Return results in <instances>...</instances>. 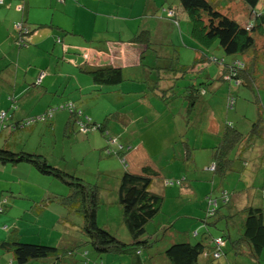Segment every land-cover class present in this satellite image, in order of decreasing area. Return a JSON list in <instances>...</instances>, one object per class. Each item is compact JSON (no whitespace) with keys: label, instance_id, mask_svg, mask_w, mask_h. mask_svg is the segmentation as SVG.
<instances>
[{"label":"rangeland","instance_id":"obj_1","mask_svg":"<svg viewBox=\"0 0 264 264\" xmlns=\"http://www.w3.org/2000/svg\"><path fill=\"white\" fill-rule=\"evenodd\" d=\"M55 1L58 2L59 0ZM145 1L146 0H126L124 4V14L127 17L124 19L125 24L129 25V27L130 25L132 27H134V25H139V30H144L142 29L143 27H150V41L154 43L155 47L163 49L164 51H170L169 56L171 58L170 60L165 61L166 65H169V62H172L174 66L178 64L190 65L192 63L195 49H201L202 44L191 36V25L189 21H184L183 19L178 18V24H176L173 20L166 17L168 6L176 8L178 0H147L152 7L155 8V12L152 15L142 13L143 8L147 10L148 7H144ZM218 5L220 11L234 15L240 22H242V20L244 21L246 15L239 2L218 0ZM110 9L111 8L105 11L110 14L112 13ZM159 18H162L163 22H160ZM58 34L62 35L61 32ZM22 37L24 38V44H21L20 49L27 47V35ZM14 43L17 45L19 44L16 41H14ZM256 44L255 51L258 57L255 59L251 67V74L249 76L250 83H248V85H243L235 84L233 81L218 82L219 84L216 88L214 99L216 100V104L215 102H212L210 106L212 111L215 110L214 116L221 117L219 118L221 120L234 122L233 125L235 128L242 133L250 128L257 113L260 114L258 123L264 124V36L259 38L256 37ZM209 46L207 52L210 53V57L213 55L215 58L222 57L225 60L231 57L225 55L215 41L210 43ZM32 50L39 52L37 49L32 48L30 49V52ZM249 52L251 54L253 53V47L245 54H248ZM21 54H27V52H20V55ZM24 56L22 57L23 59ZM237 56H240V54H237ZM37 60H40V56ZM160 60L161 59H158V61ZM161 64L162 61H160V65ZM204 65L205 70H207L210 75H216V72L219 69L218 64L214 61H207ZM196 77L199 81H203L202 74L192 72L183 73L182 77L178 78L177 81L181 82L185 80L188 84H195L197 82L195 79ZM18 79L21 80L22 76L18 75ZM26 80L28 85L25 84L22 86L21 83H16L14 92L13 90L11 92L12 96L10 98L9 96H5L3 99V110H0V112H4V116L2 120H0V131H2L0 133V148L11 151H17L19 149L24 151H37V153H40L46 158L49 165H56L57 168L73 173L75 176L81 177L88 183L97 182V185L101 187L99 203L95 215L97 225L102 228H109L112 234L119 237L120 240L124 242L131 241L130 235L121 221L120 206L118 203H113L112 199L114 196L113 187L116 178L112 174L106 176L103 173H99L103 171L104 165L112 167L115 164V161L119 162L120 159L113 154L106 155L104 147L101 148V151L103 155H105L103 158H99L97 149L94 150L92 148L96 147V144H98L97 141L101 138L99 143L102 142L103 145L106 144L109 149L115 150L117 147L111 143V135L105 134V131L100 132L97 128H90L89 125V130L86 134L89 132L91 133H89L86 138L84 131L81 132L76 130L77 126L73 122L71 124L72 131L64 134V124L60 123V119L57 128L56 126L52 128L51 125L47 123V120L35 121L31 125L20 126L24 119H34L35 116L43 114L45 109L44 105L48 101L46 95L39 96L37 93L40 86L38 85L39 83H36L35 77L31 78V75H26ZM32 80L34 84H31ZM201 83L208 88L204 82ZM2 85L3 83L0 77V87ZM226 86H228L233 106L225 108L223 102L222 109L220 110L218 107L220 106L221 108L220 101L223 99H218L220 91L217 92V90ZM170 93L172 92L170 91ZM171 96H168L167 93H164L163 99H155V95L150 96V99L157 102V104L155 103L156 107L151 113V121L154 123L149 126V129L145 133L148 135L149 132L156 131L155 136L157 138L154 142H147L145 136L137 138L142 146L146 148L152 147L148 148L146 151L149 156L161 161L163 168L160 175L152 179L150 190L158 191L165 195L163 196L158 193L163 196L162 204L159 211L145 225L143 236H146L144 243L136 244L134 248L130 249L129 254L95 252L91 249L89 243H85L86 237L83 235L81 229V216L70 210L67 211L63 204H59L57 200L52 198L50 199L51 202L49 205L47 204L48 206L43 210L41 215L43 217H39L38 214L36 215L38 218V224L34 223L33 225L38 226L34 229L36 236L34 237L30 235L29 237L24 238V240L30 241L33 239L34 242L42 241L41 243L57 245L64 249H72L74 251L73 256L76 259H82V264H134L132 256L135 250L141 252L139 258L143 260V264H163L162 260H166L163 256V251L172 241H188L190 243L201 241L209 246L212 244L213 238H218L220 235L225 237L226 228L230 232L237 231V228L234 229V227L230 225V222L226 221V218L231 214V211H229L230 204H219L222 202V194L228 195L227 191L232 192L234 180L230 176L236 175L237 172H230V175L225 174L223 177L218 176L213 172L210 168L211 162L210 160H207L209 156V150L207 147L198 148L194 147L192 144V136L195 129L191 125L198 121V118L194 116L187 117L191 111L181 118L178 113H175V108L178 106L177 101H169ZM99 97L101 100L92 107V110L96 115L97 111H102L105 107L106 109H109V113L106 115L108 118L115 117L116 112L127 110L136 111L142 109L144 105V103H141V105L132 108L127 101H120L114 98L113 93H100ZM176 97L184 99L187 104V99L184 96L178 95ZM60 105L63 104H58L56 106ZM184 109L185 105L181 109L183 114ZM192 110L193 114H195L204 111L205 109L199 106ZM56 111L57 114L63 113L66 118L69 110L66 108H59ZM11 114L12 116L10 117ZM202 115L203 114L199 113L200 117H202ZM15 119H20V122L19 127L14 130L12 123L16 121ZM71 121L72 120L70 119V122ZM175 121H178L179 123L180 132L181 129L186 128L185 137H187V142L190 145V153L192 155V158L189 159H182L181 154L179 155L181 163L178 164H181L184 167L185 172L189 169L188 173L184 172L186 178L184 185L188 186L185 189H180V182L184 181V176H171L174 172L170 170L174 169L175 165L172 164L173 160L171 156L173 155V151L169 149V146L167 147L168 143L165 134L169 129L170 136V129L172 125L175 124ZM177 131L176 128V133ZM175 139L176 142L174 147L179 145V140L181 138L178 136ZM260 141L264 144V138ZM136 152L137 150L135 153ZM254 161V159H250V165L245 167V171L250 175V180L245 184L254 182L253 186L249 188L261 192L262 190L264 191V156L257 158V162ZM124 164L127 165L126 162L122 163L123 166H125ZM5 168H9L8 173H11V165H6ZM124 168H126V166ZM204 174L209 176L208 179L213 175L221 182L220 186L217 184L213 187L212 180L208 181L204 178ZM191 175L194 176L191 177ZM6 176V171H0L1 203L3 202V199L8 198V191L6 189L8 184L4 182ZM42 176L46 178L44 187L36 186V188L40 190L44 189V191L50 189L53 193H57V195L60 196L67 194L68 189L64 182L51 175ZM165 181L168 183L167 185L164 184ZM241 182L240 186L244 184V180ZM10 184L11 183L9 182V185ZM19 184L22 186L18 180H15L13 183L15 186ZM220 189L222 190L219 192ZM191 192V198H189L188 195ZM48 195L49 194L46 193V196ZM27 197V195L12 197L11 200L13 199V203H10V205L6 207L7 211L4 213L5 217L15 216L16 220L21 222L20 225L22 229L25 228L24 216H26V213L31 215L35 213L34 207L32 206L30 209H27V211H24L26 209L25 206L29 201H27ZM210 202H212V206L217 204V208L213 216L205 218L207 203ZM261 204L262 210L264 211V199L261 200ZM204 205L205 207H203ZM197 216H200L199 221L196 220ZM40 221H42L41 224ZM210 221H214V224H210ZM170 230L175 236L173 240L169 234ZM24 232H26L25 229ZM233 239L236 238H227L226 245L221 248L223 249V253L219 258L206 259L200 255L198 257V264H258L259 260L262 259L259 256L257 260L252 259V262L250 260V255L245 251L235 254L229 245V241ZM240 243L241 241L238 240L235 244ZM236 248L242 249V247L239 246H236ZM262 250V254H264V248ZM0 257L3 256L0 254ZM76 263L79 264L78 261ZM13 264L15 263L13 262ZM27 264H46V260H35Z\"/></svg>","mask_w":264,"mask_h":264},{"label":"crops","instance_id":"obj_2","mask_svg":"<svg viewBox=\"0 0 264 264\" xmlns=\"http://www.w3.org/2000/svg\"><path fill=\"white\" fill-rule=\"evenodd\" d=\"M125 2L126 0H61L58 2L55 0H0V77L3 83L0 87V110H3L2 105L4 103V97L9 96L10 98L12 96L11 92L12 90L14 92L16 83H21L22 86L25 84L28 85L26 75H31L32 78L36 77L40 71H43L44 75L38 84L40 87L37 93L39 96L46 95L48 101L44 105V113L35 116V121H43L44 119L40 118L46 116V118H48L47 123L50 124L52 128L55 126L57 128L59 119L60 123H63L65 127L70 112H68L65 118L63 113L57 114V111L55 113H53V111L50 116H48L47 110L52 108L51 106L71 102L75 107L81 109L83 115L88 116L91 121L96 123L102 122V131H106L108 135L110 134L112 137H116L117 143L126 149L123 157L124 161L127 163V171L136 173L139 172L142 167L148 166L154 172H157V175L152 177V179H154L156 176L160 175L163 168L161 161L152 158L146 152L148 148L152 147L146 148L137 140L140 136H145L147 142H154L157 138L155 136L156 131L149 132L148 135L145 133L149 129V126L154 123L151 121V113L156 107L155 103L157 104V102L150 99V96L155 95V99H163L164 93H167L168 96L172 95L169 101H177L178 103V106L175 108V113H178L182 118L186 113L191 111L187 117L194 116L198 118V121L191 125L195 129L192 136V144L194 147H207L208 149V147L218 141L219 135L225 126V122H230L233 127L235 126L233 125L234 122L221 120L219 119L221 117L214 116L215 110L212 111V109H210L212 102L216 101L214 99L216 88L219 84L218 82H213L208 85L210 91L208 92L209 97L206 105L200 103L204 98L201 95H198V101L196 100L197 98L193 99L191 103L187 100V104L184 99L176 97L178 95L184 96L183 85L186 82L185 80L181 82L177 81L182 75L175 70L177 66L180 67L182 64L174 66L172 62H169L166 68L164 67L165 60H163L160 65V61L158 62L153 51L145 49L144 45L141 43L132 41V37L140 27L139 25H134V27L130 25L129 27V25L125 24L124 19L127 18L124 14ZM146 6H148L147 10L143 8L142 13L147 15L154 14L155 8L152 7L147 0L144 2V7ZM109 8H111L110 10L112 12L110 14L105 11ZM175 18L176 24H178V18L187 21L186 15L181 9H177ZM159 21L163 22L162 18H159ZM15 22L24 23L30 28V32L23 34V36L27 35L28 39L26 48L20 49L21 44L17 45L14 43L18 35L17 29L14 26ZM142 29L147 30L150 34V27H143ZM59 32H61L62 35H59ZM57 38H59V40H57ZM31 48L37 49L39 52H35L34 50L30 52ZM20 52H27V54L20 55ZM158 52L162 56H169L170 54V51H164L163 49H159ZM38 55L40 56L39 61L37 60L39 57ZM23 56L24 59L22 58ZM223 60L225 61V59ZM229 60H231V58ZM108 65L113 68H119L122 76L121 81L107 85L101 83L96 84L86 73V70L90 67ZM155 66H159V68L152 70ZM199 72L200 71H196L192 73L198 74ZM218 72L219 69L216 75ZM207 74L210 75L208 72ZM18 75L22 76L21 80L18 79ZM216 75L210 76L215 77ZM195 79L197 82H203L199 81L197 77ZM31 84H34L33 80ZM98 88L106 90H95ZM170 91L172 93H170ZM218 91H220L218 99L221 98L224 100L220 101L221 108L220 106L218 107L221 110L223 102L225 105V99L230 96V92L228 86L221 87L217 92ZM100 93H113L114 98L120 101H127L132 108L141 105V103H144V105L142 109L136 111L127 110L116 112V116L112 118L106 116L109 113V109L105 107L102 111H97L95 115L92 107L101 100L99 97ZM197 104L205 109L199 112L203 114L202 117L199 116V113L193 114L192 109L198 107ZM184 105L185 109L183 114L181 109ZM11 116L12 114L10 117ZM15 120L18 121L20 119ZM18 127L19 124L14 126L13 129L15 130ZM176 128L178 130L177 133ZM1 132L2 131H0V133ZM185 132L186 128L181 129V132L179 131V123L175 121V124L172 125L170 129V136L169 129L165 134L168 143L167 147L169 146V149L173 151L171 158L175 168L170 169L174 172L171 176H184L185 169L181 164H178L181 163L178 156L183 151L184 145L182 142H179V145L176 147H174V145L176 142L175 138L180 134L185 136ZM89 133L86 134L85 132L86 138ZM185 138L184 141L187 142V137ZM100 140L101 138L97 141L98 144L95 143L96 147H92L94 150L97 149V152L99 151L98 156L100 154V150L98 149H101L103 146L102 142L99 143ZM186 144H188V142ZM254 147L257 148V146ZM254 147L246 151L243 159L235 161V164H239L240 162L242 167L240 164L236 165L239 171H235L237 172L236 175L230 176L234 180L232 192L226 190L229 196V211H231V215L229 214L230 216L226 219H229L230 225L233 226L234 229L237 228V231L234 232H230L226 228L227 237L230 239L239 238L241 236L242 222L244 220L242 209L247 206H262L261 200L264 199L263 190L261 193L249 188L253 186L254 182L245 184L250 180V175L245 171V167L250 165V159H254V156L257 158L264 156L263 149L255 150ZM136 150L137 152L135 153ZM190 158H192V155ZM207 160H210L209 156ZM243 163L246 165L243 166ZM6 165H11V173H8L9 168H5ZM103 167V171L99 173H103L106 176L112 174L116 178L113 187L114 196L112 199L113 203H118L116 190L119 178L125 168L120 161H115L112 167L108 165H104ZM0 171H6L7 173L4 182L8 184L6 187L8 196H28L27 201H29L24 211L30 209L28 208L30 203L32 204L34 201L44 198L46 193L53 195V192L51 191L50 193L48 189L44 191V189L40 190L36 188V186L44 187L46 178L27 162L14 164L0 162ZM188 172L189 169H187L185 173ZM230 172L233 171H229L226 174L230 175ZM193 176L194 175H191V177ZM208 177L209 176L204 174V178L208 181L212 180L213 187L217 184L220 186L221 182L213 175L209 179ZM15 180H18L22 186H20V184L17 186L13 185ZM185 180L186 178L184 176V181L180 182V189L188 187L184 185ZM243 180L244 184L240 186ZM9 182L11 183L10 185ZM98 190L100 193V186H98ZM221 190L222 189H220L219 192ZM154 192L160 193L158 191ZM160 194L165 196L164 193ZM191 194L192 192L189 193V198H191ZM11 203H13V199ZM219 204L221 205L224 203L221 202ZM203 207H205V205ZM263 213L264 211H262V214ZM27 215L26 213V216H24V223H26ZM199 218L200 216H197L196 220L199 221ZM9 223L13 227H18L19 231L22 228L19 227L21 222L17 221L15 216L5 217L4 214H0L1 233L4 230L3 226ZM169 234L173 240L175 238L174 233L170 230ZM173 242L176 241H172L171 243ZM225 245L226 239L223 247ZM236 246L242 247V249L233 247L235 254H239L243 251L247 252L244 241H241L240 244H236ZM140 253L141 252L138 253L139 256ZM262 253L263 251L258 254L260 258L264 257ZM139 256H132L134 264H143V260L140 259ZM6 257L7 256H4L1 260L3 262L6 261ZM252 259L253 258L250 256V260L253 262ZM162 261L163 264H167L166 260Z\"/></svg>","mask_w":264,"mask_h":264},{"label":"trees","instance_id":"obj_3","mask_svg":"<svg viewBox=\"0 0 264 264\" xmlns=\"http://www.w3.org/2000/svg\"><path fill=\"white\" fill-rule=\"evenodd\" d=\"M231 1L239 2L246 15L244 21L242 20L240 22L234 15L220 11L218 9V0H178L176 8L168 6L167 11H172L173 15L167 16L166 11V17L176 23L175 14L177 9H181L191 25V36L202 44L201 49H195L190 65L182 64L180 67L175 68L179 74L183 75L186 72L200 71L199 73L203 76L202 80L207 86L213 82L221 81H233L235 84L243 85L250 83L249 76L251 74V67L258 57L255 51L257 45L256 37L264 36V0ZM21 24L22 29H25L26 33L30 32V28L26 24ZM57 39L59 40V38ZM132 41L141 43L145 49L153 51L155 57L161 59L160 61H168L171 58L170 56H162L159 54V48L155 47L154 43L150 41L147 30L137 31L132 37ZM214 41L225 55L231 56V60L229 58L224 61L222 57L215 58L213 55L210 57L207 48ZM23 42L24 38L22 37L18 43L24 44ZM252 47L253 53L251 54L249 52L245 54ZM237 54H240V56H237ZM207 61H214L219 65V72L215 77L207 74L204 65ZM164 67L167 68L168 65L165 64ZM157 68L159 66L154 67V69ZM86 73L96 84L101 83L107 85L122 80L119 68H113L109 65L90 67L86 70ZM102 87L108 88L105 86ZM183 89L184 96L189 103L196 98L198 101V95L204 97L200 103L205 105L208 103V92L210 90L205 85L202 87L201 82H196L195 84L185 83ZM95 90L101 91L106 89L98 88ZM197 106L199 107L198 104ZM232 106L231 96H229L225 99V107L230 108ZM73 108L79 110L81 114L75 116L73 110L72 112L69 111L68 121L64 127V134L72 131V122L77 126L76 130L84 131V133L89 130V125L90 128H97L100 132L103 130L102 122H93L88 116L83 115L81 109L74 105ZM258 118L260 119L259 113H257L250 128L243 133L233 127L230 122H225L218 141L208 147L213 172L216 175L223 177L229 171H239L236 165H239L240 162L239 164H235V161L243 159L244 154L250 148L257 146V148L254 147L255 150H264V144L260 141L264 138V124H259ZM47 119L45 116L44 120ZM70 119L72 120L71 122ZM27 121L29 122L26 123ZM19 122L20 120L14 122L15 124L12 123V126H17ZM34 122L35 120L33 118H27L24 119L21 126L30 125ZM79 123L85 124V130L80 129ZM105 134H107L106 131ZM179 138H181L179 142H182L184 145L181 158L189 159L191 157L190 146L184 141L185 136L183 134H180ZM110 141L117 148L111 150L104 144L101 148L104 147L105 154L116 155L122 163H125L123 154L126 149L117 143L116 137L111 136ZM98 150H100L99 157L103 158L105 154L103 155L100 148ZM254 160V162H257V157L254 156ZM0 162L9 164L27 162L41 175H51L64 182L68 189L66 195L60 196L57 193H52L53 195H48L44 197L45 199L41 198L32 204L30 203L28 208L31 206L34 207L35 213L33 215H27V220L24 224L25 228H21L20 231L18 227H13L10 223L3 226V232L1 233L0 231V253L3 254V257L7 256V260L3 262L1 260L3 257H0V264H13V262L15 264H27L31 261L42 259L46 260V264H78L76 263L77 261L80 264L83 262L82 259H76L73 256L74 251L72 249H64L57 245L41 243L42 241H38L40 243L34 242L33 239L30 241L24 240V238L30 235L36 236L34 229L38 226H33L34 223L38 224L36 215L38 214L39 217H43L41 216L43 210L51 202V198L57 200L59 204H63L67 211L70 210L81 216V229L83 235L86 237L85 243H89L93 251L99 253L115 252L128 254L130 249L134 248L136 244L145 242L146 235L143 236L145 225L159 211L163 200L162 195L150 190L151 179L157 175V172H154L148 166L142 167L136 173L127 171L125 168L119 178L116 190L117 202L121 209V221L131 238V241L124 242L112 234L107 227H99L96 223L95 215L99 203L97 182L88 183L73 173L63 171V169L61 170L57 166L54 167L55 165H49L46 158L34 150L24 151L19 149L17 151H11L0 148ZM124 165L126 166V164ZM240 165L242 167V164ZM244 165L246 164L243 163ZM164 184L167 185L168 183L165 181ZM48 190L51 193V190ZM11 198L12 196H8L7 199H3L2 203L0 199V214L6 213V207L10 205ZM221 199L224 204H228L229 196L227 194H222ZM216 206L217 204L212 206V202L207 203L205 218L214 215ZM262 211L261 206L244 207L242 209L244 220L242 222L241 236L229 241L231 249L236 247L235 243L238 240L244 241L247 253L254 260L258 259V254L264 248V221ZM226 221L229 222V219H226ZM41 223L42 221H40ZM210 224H214V221H210ZM24 229L26 232H24ZM218 238L222 242L221 244L217 242V238L215 237L209 246L201 241L194 243L188 241L173 242L164 249L163 256L167 264H198V257L200 255L206 259H216L222 255L223 249L221 248H223L225 239L227 240L229 237H227L226 233L225 237L220 235ZM138 253L139 250H135L133 256H139ZM213 254H217V256ZM258 264H264V257L259 260Z\"/></svg>","mask_w":264,"mask_h":264},{"label":"built area","instance_id":"obj_4","mask_svg":"<svg viewBox=\"0 0 264 264\" xmlns=\"http://www.w3.org/2000/svg\"><path fill=\"white\" fill-rule=\"evenodd\" d=\"M59 1H61V0H59ZM173 15V12L172 11H167V16H172ZM21 22H16V23H14V26H15V28L17 29V32H18V36H17V38H16V41L17 42H19L20 41V38H22V36H23V34H25L26 33V30L25 29H22V27H21ZM58 40V39H57ZM43 75H44V72L43 71H40L38 74H37V76L35 77V79H36V83H39L40 82V80H41V78L43 77ZM59 108H66V109H68L69 111H71L72 112V110H73V113H74V115L75 116H78L79 114H81L80 113V111L79 110H76V109H74L73 108V104L72 103H70V102H66V103H64L63 105H60V106H55V107H52V108H49L48 110H47V115L48 116H50V114L53 112V111H56L57 109H59ZM3 116H4V112H0V120H2V118H3ZM44 117L45 116H42V118H40V119H44ZM29 121H27L26 123H28ZM78 125H80V129L81 130H85V127H84V125L85 124H82V123H79ZM213 167V165L211 164L210 165V168H212ZM217 242L218 243H222L221 241H220V239L219 238H217ZM214 255V254H213ZM214 256H217V254H215Z\"/></svg>","mask_w":264,"mask_h":264},{"label":"clouds","instance_id":"obj_5","mask_svg":"<svg viewBox=\"0 0 264 264\" xmlns=\"http://www.w3.org/2000/svg\"><path fill=\"white\" fill-rule=\"evenodd\" d=\"M69 112V111H68ZM212 170H213V167L211 168ZM222 202H223V200H222ZM224 203V202H223Z\"/></svg>","mask_w":264,"mask_h":264}]
</instances>
